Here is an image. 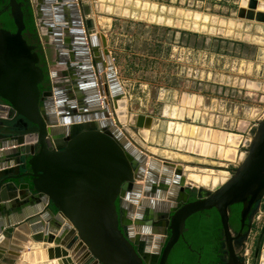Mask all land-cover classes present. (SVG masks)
Instances as JSON below:
<instances>
[{"label": "water", "instance_id": "95a60500", "mask_svg": "<svg viewBox=\"0 0 264 264\" xmlns=\"http://www.w3.org/2000/svg\"><path fill=\"white\" fill-rule=\"evenodd\" d=\"M31 1L56 63L66 68L50 78L68 83L41 91L45 74L23 36L22 4L8 0L0 16L9 11L15 31L0 28V264H24L32 243L60 246L73 232L87 250L81 264H167L186 241L189 218L211 209L224 236L221 264H263L264 226L251 262L245 249L264 200V117L233 174L189 201L184 165L149 158L119 127L128 117L138 127L140 115L129 114L107 39L101 50L91 32L87 2ZM237 15L264 23V0H240ZM234 205H241L238 232L230 223Z\"/></svg>", "mask_w": 264, "mask_h": 264}, {"label": "rangeland", "instance_id": "374dc122", "mask_svg": "<svg viewBox=\"0 0 264 264\" xmlns=\"http://www.w3.org/2000/svg\"><path fill=\"white\" fill-rule=\"evenodd\" d=\"M84 1L91 9L88 18L107 34L129 114L151 118L146 131L130 126L129 117L120 122L121 130L150 157L152 151L159 159L183 164L195 196L201 189L211 191L212 183L191 181L189 173L233 169L264 117V23L239 18L240 0ZM36 25L50 73L57 68L50 38L38 21ZM50 81L52 91L57 82ZM173 111L175 117L170 116ZM178 123L241 135L233 161L221 159L217 147L198 148L197 138L191 146L193 138L177 132ZM4 131L19 133L15 128ZM226 176L219 175L221 183ZM73 233L60 246L43 243L39 249L32 243L20 259L27 257L24 264H81L87 250L82 252ZM65 253L69 255L57 257Z\"/></svg>", "mask_w": 264, "mask_h": 264}, {"label": "trees", "instance_id": "16d2710c", "mask_svg": "<svg viewBox=\"0 0 264 264\" xmlns=\"http://www.w3.org/2000/svg\"><path fill=\"white\" fill-rule=\"evenodd\" d=\"M8 0H0V11ZM22 4L25 30L23 36L29 45L35 46L40 57L39 66L43 69L45 79L40 85L41 91L51 86L50 74L44 51L39 39L34 8L31 0H18ZM15 31L9 11L0 16V28ZM241 205L231 208L230 223L235 229L240 226ZM186 241L180 240L174 247L167 264H221L226 255L224 236L219 214L215 209L194 214L187 221ZM191 246V248H190Z\"/></svg>", "mask_w": 264, "mask_h": 264}, {"label": "bare ground", "instance_id": "6f19581e", "mask_svg": "<svg viewBox=\"0 0 264 264\" xmlns=\"http://www.w3.org/2000/svg\"><path fill=\"white\" fill-rule=\"evenodd\" d=\"M162 20L163 19H161V21ZM176 115H177L176 111H173V113L170 114V116L173 117H175ZM120 119L124 120L125 118L121 116ZM150 120L151 119L146 116H140L138 121V128H140L143 131H146L147 127H149L150 125ZM173 125L174 123L171 122L170 123L171 130L173 128ZM176 127H177V132H181L185 135L189 134L193 138L191 140V146L197 143V141L194 140V138H197L198 145L197 144L196 145L198 148L204 147L205 151H207L206 149L209 147H217L219 157L225 161H233V158L235 157V154L237 152V147L239 146V143L241 141V135L231 132H219L216 130H212L210 128L208 129L200 128L197 125L185 126L183 123H178ZM171 157L175 158L176 156L171 155ZM219 175H227L226 170L224 169H221L219 171L215 169L205 170L203 175H200L192 171L189 173L188 179L197 183H202L205 186L212 183L214 187L215 186L217 187L221 183L220 180L221 177H219Z\"/></svg>", "mask_w": 264, "mask_h": 264}, {"label": "crops", "instance_id": "0c3cea01", "mask_svg": "<svg viewBox=\"0 0 264 264\" xmlns=\"http://www.w3.org/2000/svg\"><path fill=\"white\" fill-rule=\"evenodd\" d=\"M32 2V1H31ZM36 2V0H34V3ZM89 7V6H88ZM90 9V8H89ZM90 11H91V9H90ZM36 20V22L38 21L37 19H35ZM93 20V28H92V33H97V35L99 36L98 37V43H99V45H101V50H103V48H102V46H103V43H102V35H104L105 36V38L107 39V34H105L103 31L104 30H100L101 28H100V26L98 25V24H96V22H95V19L93 18L92 19ZM38 23H39V21H38ZM101 24V23H100ZM103 27H102V29H109V28H105L106 26L107 27H109V24L108 25H102ZM44 31L46 32V34H47V30H45L44 29ZM94 31V32H93ZM102 31V32H101ZM50 38V37H49ZM50 40H51V38L49 39V43H50ZM108 41V40H107ZM50 45H52L51 43H50ZM110 51V50H109ZM51 52H52V61H54V63L56 64V66H57V68L55 69V70H52V71H55V72H60V71H63L64 69H66L64 66H61V65H59L58 63H56V61H55V58H56V49H55V47L52 45V47H51ZM110 55H111V51H110ZM112 57V56H111ZM113 59V58H112ZM101 62H103L104 63V65L105 66H107L108 65V60H107V58H106V55L104 54L103 55V59H101ZM114 63V62H113ZM107 70H108V67H104V74L107 72ZM116 72H117V70H116ZM117 78H118V76H117ZM118 80H119V78H118ZM56 81H57V83H56V85L54 86V87H60V86H62V85H66V83L64 82V79H60V78H57L56 79ZM68 83V82H67ZM140 116H145V115H140ZM146 117H148V118H150L149 116H146ZM151 119V118H150ZM185 125V124H184ZM191 144V143H190ZM146 153V152H145ZM151 153H153V156H155V157H157L156 156V153L155 152H152L151 151ZM164 159H169L168 157H165ZM22 171H24V170H22ZM45 211V208L43 209V212ZM258 215L260 216V221L258 220ZM5 218H7V219H11V216H10V214H7L6 216H5ZM256 219H255V222H254V225H255V227H256V229L255 230H253L252 232H251V234H250V237H249V239H248V241H247V243H246V249H245V255H246V257L250 260V262L252 261V259H253V257H254V253H255V250L257 249V246H258V241H259V236H260V233H259V231H261L262 230V228H263V226H264V200L262 201V203H261V205L259 206V212L257 213V215H256V217H255ZM238 249H241V247L240 248H238Z\"/></svg>", "mask_w": 264, "mask_h": 264}, {"label": "flooded vegetation", "instance_id": "af4514ba", "mask_svg": "<svg viewBox=\"0 0 264 264\" xmlns=\"http://www.w3.org/2000/svg\"><path fill=\"white\" fill-rule=\"evenodd\" d=\"M14 124H15V125L18 124V118H17L16 120L13 121V125H14ZM19 125H20V126H18V128H19V129H22V128H21V127H23V126H22V123H19ZM30 127H31L32 130H34V126H31V125H30ZM19 129H17V130H19ZM190 191H191V192H190L191 195H190L189 201L195 200L196 198L199 197V196H195V194H194V192L192 191V189H191ZM198 194H199V191H198ZM233 229H234L235 232H238V230H239V228H238V229L233 228ZM185 234H186V233H185ZM238 243L240 244V247H241V241H238L236 244L238 245ZM224 244H225V243H224ZM237 247H238V246H237ZM224 249L226 250L225 247H224Z\"/></svg>", "mask_w": 264, "mask_h": 264}, {"label": "built area", "instance_id": "2783aa9c", "mask_svg": "<svg viewBox=\"0 0 264 264\" xmlns=\"http://www.w3.org/2000/svg\"><path fill=\"white\" fill-rule=\"evenodd\" d=\"M245 152H243V154H244ZM236 167V166H235ZM234 167V168H235ZM234 168L233 169H229V171H227V176H226V179H228L232 174H233V170H234ZM258 220L260 221V216L258 215ZM256 219V218H255Z\"/></svg>", "mask_w": 264, "mask_h": 264}]
</instances>
